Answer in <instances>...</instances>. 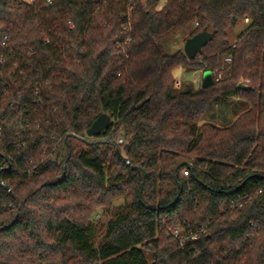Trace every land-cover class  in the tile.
<instances>
[{
  "label": "trees",
  "instance_id": "16d2710c",
  "mask_svg": "<svg viewBox=\"0 0 264 264\" xmlns=\"http://www.w3.org/2000/svg\"><path fill=\"white\" fill-rule=\"evenodd\" d=\"M158 1L0 0V264H264V0ZM190 24L212 39L168 52ZM176 63L213 84L173 88Z\"/></svg>",
  "mask_w": 264,
  "mask_h": 264
},
{
  "label": "rangeland",
  "instance_id": "374dc122",
  "mask_svg": "<svg viewBox=\"0 0 264 264\" xmlns=\"http://www.w3.org/2000/svg\"><path fill=\"white\" fill-rule=\"evenodd\" d=\"M159 2V1H158ZM247 21L242 20L238 25L230 30V41L234 42L237 39V36L241 30H244V28L247 26ZM193 28V24H190L186 26L184 29L179 30L173 34H169L166 38L163 40V44L166 48V50L170 53H173L179 49L184 51V44L185 40L188 37L189 31ZM185 53V52H184ZM195 72H198L200 74V79L201 83L200 86L202 85V75L203 71L202 70H197ZM223 74V73H222ZM220 73L218 76H222ZM190 84V83H188ZM248 103L239 96H232L229 101L225 104L222 105H217L214 106L212 109H210L204 116L203 122H212L214 124L223 126V125H229L233 122V120L241 113L243 112L246 108H248ZM80 145H83L82 143L79 142ZM188 171L185 169L184 173H187ZM124 197L119 196L114 199V205L112 206L110 211H102L97 212L94 217L97 220L98 224V234L102 232L105 229L106 222L111 218V216L115 213V210L121 205L123 202ZM171 231L170 233H174L175 226L171 224ZM169 236V234L167 235ZM168 241V240H167ZM146 255L148 257H152L154 255L151 250L145 249Z\"/></svg>",
  "mask_w": 264,
  "mask_h": 264
},
{
  "label": "water",
  "instance_id": "95a60500",
  "mask_svg": "<svg viewBox=\"0 0 264 264\" xmlns=\"http://www.w3.org/2000/svg\"><path fill=\"white\" fill-rule=\"evenodd\" d=\"M213 31L209 30L208 28H204L200 32L194 34L193 36H189L185 40L184 44V52L188 59H194L203 49L204 46L208 44V42L213 37ZM214 82L213 73L211 70H205L203 71L202 75V86L208 87L212 85ZM238 86L241 88H246L247 85L239 82ZM111 122V118L107 113H102L99 115V117L93 122L91 127L87 130L88 136H95L103 131H105ZM125 161L127 163H130L128 158H125ZM140 168V167H139ZM143 172V177H146V171L142 168H140ZM5 188L10 190V188L7 185H4Z\"/></svg>",
  "mask_w": 264,
  "mask_h": 264
},
{
  "label": "clouds",
  "instance_id": "9594fccd",
  "mask_svg": "<svg viewBox=\"0 0 264 264\" xmlns=\"http://www.w3.org/2000/svg\"><path fill=\"white\" fill-rule=\"evenodd\" d=\"M168 0H159L156 5L157 11H162L167 5ZM168 76L172 81V87L180 90L185 83H190L194 87H199L201 83L200 74L198 72H189L183 63H176L168 70Z\"/></svg>",
  "mask_w": 264,
  "mask_h": 264
},
{
  "label": "built area",
  "instance_id": "2783aa9c",
  "mask_svg": "<svg viewBox=\"0 0 264 264\" xmlns=\"http://www.w3.org/2000/svg\"><path fill=\"white\" fill-rule=\"evenodd\" d=\"M48 1L51 2V0H48ZM245 20L247 21V23L250 22L249 17H246ZM235 41H236V40H235ZM226 61H227V62H230V61H231V56L226 57ZM220 73H221V72H220ZM220 73H219V74H220ZM221 74H222V73H221ZM220 77H221V76H218L217 79L220 78ZM38 91H39V88L37 87V89H36V93H38ZM2 134H3V125L0 123V138L2 137ZM118 141H119V142H122L123 139H122V138H119ZM0 158H2V160L0 161V170H3V169H5V168L8 166V161H9L10 158H9L8 156H4V155H2V152H0ZM0 184L4 185L3 182H0ZM174 234H175L176 236H178V235L180 234V226H179V225L175 226ZM191 238H197V235H196V234H192V235H191ZM184 239H185L184 237L181 238V243H183V240H184Z\"/></svg>",
  "mask_w": 264,
  "mask_h": 264
}]
</instances>
